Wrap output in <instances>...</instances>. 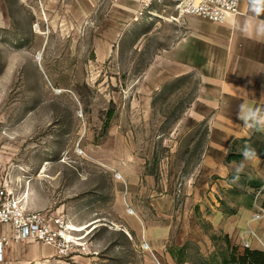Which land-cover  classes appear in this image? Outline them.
<instances>
[{
    "label": "crops",
    "instance_id": "1",
    "mask_svg": "<svg viewBox=\"0 0 264 264\" xmlns=\"http://www.w3.org/2000/svg\"><path fill=\"white\" fill-rule=\"evenodd\" d=\"M20 15L44 48L65 38L104 69L124 51L154 48L141 73L110 78L132 83L119 86L104 145L142 148H128L108 167L116 184L100 199L101 216L84 228L72 223L78 244L100 227L118 234L113 248L105 245L103 264H126L127 239L146 245L140 264H232L235 246L264 252V217L255 218L264 208V158L245 155L264 131L241 118L250 109L264 114V0H240L224 24L182 16L173 5L143 10L138 0H0L1 25L13 27ZM193 75L194 99L163 133L168 88ZM232 153L242 157L228 160ZM4 181L11 185L12 175L0 155V188ZM2 235L11 237L9 228ZM55 254L41 243L12 242L0 264H47Z\"/></svg>",
    "mask_w": 264,
    "mask_h": 264
},
{
    "label": "rangeland",
    "instance_id": "2",
    "mask_svg": "<svg viewBox=\"0 0 264 264\" xmlns=\"http://www.w3.org/2000/svg\"><path fill=\"white\" fill-rule=\"evenodd\" d=\"M14 21L9 28L6 22L0 24V155L12 175L10 191L28 211L59 213L71 229L72 223L84 228L88 220L101 216L100 199L116 184L117 174L108 167L117 164L128 148H142L104 145L110 125L109 120L105 128L107 114L116 110L119 86L132 83L110 78L141 73L154 48L124 51L109 70L89 62L84 51L65 38L44 48L42 36L26 31L21 15ZM197 84L193 75L168 88L161 102L166 117L163 133L194 99ZM203 134V129L197 130L196 137ZM197 148L187 159L188 167ZM117 236L100 227L92 236L84 235L72 252L56 250L47 264H103L104 247L111 243L113 248ZM122 246L126 264L147 260L146 245L127 239Z\"/></svg>",
    "mask_w": 264,
    "mask_h": 264
},
{
    "label": "built area",
    "instance_id": "3",
    "mask_svg": "<svg viewBox=\"0 0 264 264\" xmlns=\"http://www.w3.org/2000/svg\"><path fill=\"white\" fill-rule=\"evenodd\" d=\"M142 9L154 4L173 5L182 16H197L213 23L224 24L239 13L240 0H138ZM4 181L0 188V234L9 228L11 237L0 236V260L12 242L41 243L51 246L59 254L72 252L79 247L71 235L72 229L59 213L31 212L17 200ZM264 217V208L255 218Z\"/></svg>",
    "mask_w": 264,
    "mask_h": 264
},
{
    "label": "trees",
    "instance_id": "4",
    "mask_svg": "<svg viewBox=\"0 0 264 264\" xmlns=\"http://www.w3.org/2000/svg\"><path fill=\"white\" fill-rule=\"evenodd\" d=\"M113 111L110 110L107 114L108 122H106V127L109 125V120L112 118ZM254 146L250 148L252 151L249 153L251 155H259L264 158V140H259V135L256 139L252 140ZM242 156L234 155L233 153L228 156V160L233 158L240 159ZM230 263L232 264H264V252L253 251L245 246H235L232 249L230 256Z\"/></svg>",
    "mask_w": 264,
    "mask_h": 264
},
{
    "label": "clouds",
    "instance_id": "5",
    "mask_svg": "<svg viewBox=\"0 0 264 264\" xmlns=\"http://www.w3.org/2000/svg\"><path fill=\"white\" fill-rule=\"evenodd\" d=\"M260 0H254V3H259ZM259 11V8L256 9ZM264 35V33H262ZM244 120V123L248 127H256L258 131H264V114L260 113L259 109L249 110L246 115L241 117ZM252 151L251 149H245V155L247 156L248 152ZM242 169H238L241 171Z\"/></svg>",
    "mask_w": 264,
    "mask_h": 264
},
{
    "label": "bare ground",
    "instance_id": "6",
    "mask_svg": "<svg viewBox=\"0 0 264 264\" xmlns=\"http://www.w3.org/2000/svg\"><path fill=\"white\" fill-rule=\"evenodd\" d=\"M41 56H42V54L39 52V54H38V60H41Z\"/></svg>",
    "mask_w": 264,
    "mask_h": 264
}]
</instances>
